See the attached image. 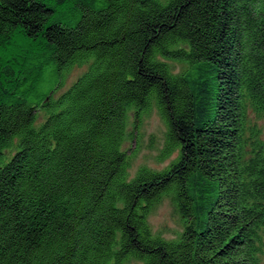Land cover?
<instances>
[{
	"label": "trees",
	"instance_id": "obj_1",
	"mask_svg": "<svg viewBox=\"0 0 264 264\" xmlns=\"http://www.w3.org/2000/svg\"><path fill=\"white\" fill-rule=\"evenodd\" d=\"M152 107L179 154L130 178L127 112ZM251 114L264 0H0V264H262ZM164 198L186 222L174 241L148 223Z\"/></svg>",
	"mask_w": 264,
	"mask_h": 264
},
{
	"label": "rangeland",
	"instance_id": "obj_2",
	"mask_svg": "<svg viewBox=\"0 0 264 264\" xmlns=\"http://www.w3.org/2000/svg\"><path fill=\"white\" fill-rule=\"evenodd\" d=\"M171 65L176 68V71L180 70V65ZM87 67V64L75 65L68 70L61 79L62 86L54 96L57 97L66 91L87 70ZM251 120L260 128L262 138H264V118L257 119L255 115L251 114ZM126 121V135L122 144V151L128 154L130 158L128 167L130 178H133L142 167L153 171H163L178 157L177 151L167 157L162 156L166 126L155 107H152L148 114L143 115L141 121L137 123H135L134 110L129 109ZM12 152L13 150L5 149L2 162L7 161ZM148 223L154 235L168 241L177 240L186 224L174 211L169 198H164L160 204L155 206L148 216ZM126 264L141 263L132 260ZM262 264H264V254Z\"/></svg>",
	"mask_w": 264,
	"mask_h": 264
}]
</instances>
